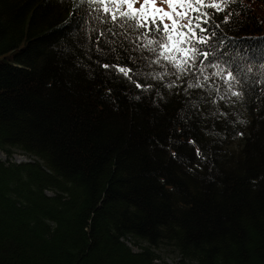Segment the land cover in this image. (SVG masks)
<instances>
[{
	"label": "trees",
	"instance_id": "1",
	"mask_svg": "<svg viewBox=\"0 0 264 264\" xmlns=\"http://www.w3.org/2000/svg\"><path fill=\"white\" fill-rule=\"evenodd\" d=\"M97 6L0 0V264H264V0L216 13L240 83L199 89L135 32L97 49L127 31Z\"/></svg>",
	"mask_w": 264,
	"mask_h": 264
},
{
	"label": "snow or ice",
	"instance_id": "2",
	"mask_svg": "<svg viewBox=\"0 0 264 264\" xmlns=\"http://www.w3.org/2000/svg\"><path fill=\"white\" fill-rule=\"evenodd\" d=\"M87 2L98 5L90 8L89 15L96 13L95 18L102 23L127 29L124 33L115 32L111 28L94 31L93 42L97 49L101 38L109 32L112 37L123 35L125 39L127 32H135L136 40L131 41L133 45L131 50L139 51L142 48L154 54L156 59L152 63L160 64L161 67L171 66L174 69L171 75L182 81L181 84L172 81L167 85L168 88L199 89L213 77H221L230 86L233 82L240 83L231 68L226 47L217 55V45L213 43L217 41V33L213 29L220 27V23L216 22V13L226 12L221 23H229L234 15L230 9L231 0H87ZM136 4L140 7L136 8ZM158 5H167V10ZM207 9L214 11L209 12ZM106 42L112 44L114 41L110 38ZM218 43L223 44L224 41L219 40ZM111 50L116 51L114 47ZM161 61L165 63L161 64ZM100 67L112 68L125 78L134 79L129 75L133 71L130 67L108 63H101ZM209 68H214L215 71L208 73ZM165 75L169 73L166 72ZM189 75L195 79L186 82L185 85L184 78ZM154 78L162 79L160 76ZM136 87L147 91L152 85L136 83ZM231 95L241 97L244 92L232 91ZM197 154H200L199 149Z\"/></svg>",
	"mask_w": 264,
	"mask_h": 264
},
{
	"label": "rangeland",
	"instance_id": "3",
	"mask_svg": "<svg viewBox=\"0 0 264 264\" xmlns=\"http://www.w3.org/2000/svg\"><path fill=\"white\" fill-rule=\"evenodd\" d=\"M160 7H163L165 10H167V5H158ZM136 8H139L140 5L139 4H136L135 5ZM0 159L1 160H6L7 157L2 153L0 152ZM9 161L11 162H24V161H27L28 158L24 155H22L21 153H19L18 151H15L9 158H8ZM127 244L133 249V250H137L138 249V246L136 245H132L130 242H127ZM142 245H144V243H142ZM164 257V260L166 263L168 264H175L176 263V258L172 255V254H166Z\"/></svg>",
	"mask_w": 264,
	"mask_h": 264
}]
</instances>
